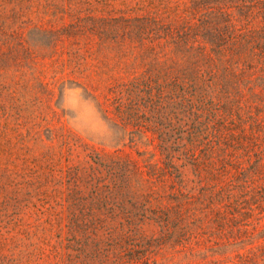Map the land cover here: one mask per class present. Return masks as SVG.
<instances>
[{"label":"trees","instance_id":"trees-1","mask_svg":"<svg viewBox=\"0 0 264 264\" xmlns=\"http://www.w3.org/2000/svg\"><path fill=\"white\" fill-rule=\"evenodd\" d=\"M120 1L112 12L122 15L115 20L153 22L156 36L171 41L164 58L153 57L142 72L111 90L107 118L132 142L151 139L164 167L150 164L145 172L137 161L90 149L71 133L51 146L40 135L29 136L44 146L39 164L25 157L21 170L0 176V184L5 180L14 188L13 200L33 210L36 223L32 231L16 218L14 227H25L26 239L39 240L25 248L10 246L16 263L140 264L157 253L159 243L175 250L195 238L202 220L156 208L152 178H159V170L173 177L187 198L195 189L188 190L190 184L203 181L202 160L214 163L220 155L222 163L229 161L230 149L239 145L238 129L264 133L262 117L254 113L264 115V0ZM221 20L229 23L226 28L208 27ZM25 150L32 153L31 147ZM103 201L107 217L96 215ZM153 223L160 238L145 234Z\"/></svg>","mask_w":264,"mask_h":264},{"label":"rangeland","instance_id":"rangeland-1","mask_svg":"<svg viewBox=\"0 0 264 264\" xmlns=\"http://www.w3.org/2000/svg\"><path fill=\"white\" fill-rule=\"evenodd\" d=\"M120 2L0 0V176L21 170L27 165L25 157L31 165L35 158L39 164L44 146L29 136L40 135L51 146L69 133L90 149L137 161L145 172L150 164L164 167L151 139L132 142L128 132L107 118L111 90L142 72L153 57L164 58L171 41L156 36L153 22L115 20L122 14L112 10L121 8ZM228 24L221 20L208 27ZM254 113L264 123V115ZM238 135L239 145L230 149L227 163L220 155L214 156V163L201 161L203 181L200 186L190 184L188 190L195 189L187 198L188 191H182L173 177L159 170V178H152L155 207L200 218L202 229L175 250L159 243L157 253L144 262L264 264V133L247 126L244 132L238 129ZM26 147L32 153L26 154ZM5 183L0 184V263L49 264L13 260L10 246L25 248L39 240L26 239L21 233L26 228L14 227L19 217L35 231V218L31 208L13 200L15 190ZM105 205L103 201L96 215L109 216ZM102 221L106 226V219ZM144 230L147 236L161 237L155 224ZM227 244L233 246L227 249ZM212 248L221 251L214 254ZM196 251L201 256H191Z\"/></svg>","mask_w":264,"mask_h":264}]
</instances>
